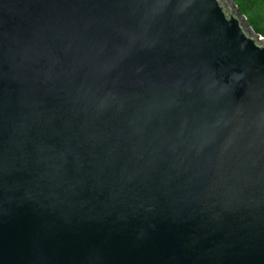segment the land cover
Instances as JSON below:
<instances>
[{
    "label": "water",
    "instance_id": "1",
    "mask_svg": "<svg viewBox=\"0 0 264 264\" xmlns=\"http://www.w3.org/2000/svg\"><path fill=\"white\" fill-rule=\"evenodd\" d=\"M0 264H264V38L232 0H0Z\"/></svg>",
    "mask_w": 264,
    "mask_h": 264
},
{
    "label": "trees",
    "instance_id": "2",
    "mask_svg": "<svg viewBox=\"0 0 264 264\" xmlns=\"http://www.w3.org/2000/svg\"><path fill=\"white\" fill-rule=\"evenodd\" d=\"M252 31L264 38V0H232Z\"/></svg>",
    "mask_w": 264,
    "mask_h": 264
}]
</instances>
